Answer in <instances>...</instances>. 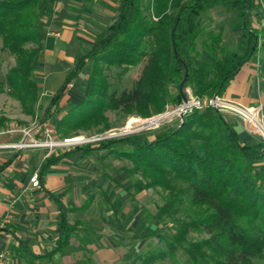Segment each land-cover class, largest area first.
<instances>
[{
    "label": "trees",
    "instance_id": "16d2710c",
    "mask_svg": "<svg viewBox=\"0 0 264 264\" xmlns=\"http://www.w3.org/2000/svg\"><path fill=\"white\" fill-rule=\"evenodd\" d=\"M218 8L237 12L243 30L234 47L225 44L220 28L211 31L199 48L204 15ZM46 12L53 13L49 0H0L2 48L15 58V65L0 79V93L18 100L31 116L40 100L35 68L44 49L41 22ZM255 16L258 26L253 24ZM258 54L264 73L262 0H147L146 5L142 0H117L115 18L76 58L42 122L61 111L69 85L90 60L87 96L56 123L63 136L100 125L109 128V110L149 117L169 104L179 105L186 74L184 91L190 88L199 98L224 96L231 80ZM133 67L137 73L132 88L112 91L106 71L119 68L117 75L123 77ZM10 122L0 116V130ZM237 125L233 114L207 106L154 130L58 150L38 170L40 185L61 159L110 150L133 163L128 172L138 176L133 181L135 193L156 187L166 192L164 203L147 218L170 220L173 233L161 235L165 247L149 250L143 264L176 257L179 251L187 254L190 264H258L264 258V173L254 163L264 159V141L242 142ZM67 211L61 215L55 248L60 253L79 226V221L69 222ZM193 232L206 236L191 240Z\"/></svg>",
    "mask_w": 264,
    "mask_h": 264
},
{
    "label": "rangeland",
    "instance_id": "374dc122",
    "mask_svg": "<svg viewBox=\"0 0 264 264\" xmlns=\"http://www.w3.org/2000/svg\"><path fill=\"white\" fill-rule=\"evenodd\" d=\"M50 2L54 8L59 9L63 6V13L55 18L46 12L41 22L42 32L45 36L51 37L52 33L61 34L60 28L68 27L71 29L69 40L61 48L59 46L51 47L50 50L53 51V54L49 52L48 56L45 54L46 49H44L36 61L35 78L41 84V90L35 116L25 114L18 100L5 92L0 93V116L11 121L6 129L0 130V162L19 150L37 152L42 157H48L58 150L69 148V146L37 147L36 144L50 140L46 133L47 128L53 130L51 138L59 141L65 137L76 135L90 137L105 131H120L132 119L148 118L136 114L127 115L122 110H109L106 113L109 117V128L104 129L100 125L90 130H79L71 135L63 136L56 129V123L72 105L79 103L87 96L93 64V60H90L78 78L72 82L67 98L61 103V111L46 122H42V117L50 105L53 94L59 90L69 70L73 68V62L68 59L72 60L78 55L85 54L95 35L100 30L108 29L109 23L116 16V11L113 8L116 7L117 0H50ZM142 2L144 5L147 4V0H142ZM262 3L264 5V0ZM44 7L45 4L41 3V8L44 9ZM253 24L255 26L260 24L257 16L254 17ZM201 27L202 34L198 40L199 48L202 46V40L211 31L218 32L220 28L224 29L225 44L234 47L237 37L243 30V23L237 12H228L218 8L204 15ZM14 65L15 58L8 50L2 48L0 36L1 80L5 78V74ZM120 70L119 68H112L106 71L111 83V90L118 93L132 88L136 80L137 67L130 68L123 77L117 75ZM189 90L191 89L188 88L187 91ZM173 106V104H169L163 112ZM235 117L239 118L238 116ZM175 120L164 125L172 124ZM132 130L137 133L154 129H148L144 124L134 122ZM84 159L89 160L92 164L88 167V171L87 169L84 170L91 175L90 178L97 181L98 191H96V197L89 213L77 215L81 219L78 237L81 239L83 235L86 243L73 245V253L81 251L78 261L73 264H143L144 255L149 250L165 247L161 235L170 236L173 233V223L170 220L160 223L155 219L147 218L149 214H154L157 207L164 203L166 192L160 187H156L132 194L131 192H135L133 181L138 178L137 175L134 177L129 175L128 170L133 166V163L114 153L99 152ZM72 163L69 166L74 167V171L82 166L81 160L75 159ZM36 171L38 168L33 171L32 175ZM102 177L103 180L100 183ZM99 184L100 186H98ZM105 193L110 197L109 202L103 197ZM110 200L120 204L121 207L118 211H115L116 207L109 211L112 207ZM205 236L193 232L190 234V239L197 240ZM14 260V264H21L17 257ZM257 262L264 264V258L257 260ZM45 264L71 263L68 260H63L55 263L46 262ZM154 264H190V261L185 252L179 251L176 257H167L164 260L156 261ZM202 264L205 263L202 262Z\"/></svg>",
    "mask_w": 264,
    "mask_h": 264
},
{
    "label": "crops",
    "instance_id": "0c3cea01",
    "mask_svg": "<svg viewBox=\"0 0 264 264\" xmlns=\"http://www.w3.org/2000/svg\"><path fill=\"white\" fill-rule=\"evenodd\" d=\"M49 3L52 6L50 0ZM62 7L59 9L53 7V13L50 15L55 18L62 15ZM116 7L113 8L115 11ZM64 20L67 21L65 18ZM59 32L61 34L58 33L60 35L58 38L55 37L57 33H52L51 37L44 35V49L47 56L49 52L53 54L50 49L57 46L61 48L69 40L70 28H60ZM254 57L231 80L224 97L247 106L264 103V73L260 68V55ZM76 58L68 59L73 62V66ZM71 84L63 100L67 98ZM39 85L41 90V84ZM236 120L242 142L252 144L260 138L248 129L243 119L236 118ZM106 151L112 154L110 150H96L90 154L74 153L61 159L48 169L40 187H34L30 177L36 168L38 170L42 168L47 157H42L37 152L19 150L0 162V251L7 252L11 264L15 263V257L21 264H45L63 260L73 264L78 261L81 251L73 253L72 247L78 243H86L83 235L81 239L78 237L79 226L65 252L55 251L62 231L61 215L64 209H68L67 218L70 223H74L81 221L77 215L89 213L98 188L97 181L90 178L91 175L84 170L88 171V167L92 166L89 160L86 161L84 158ZM55 154L48 157L52 158ZM75 159L81 160L82 166L74 171V167H70L69 164H73ZM8 161L10 162L7 163ZM254 165L264 173V159L255 162ZM102 180L103 177L100 183ZM103 197L109 202L110 197L107 193ZM110 203L112 207L109 211L115 207V211H118L121 207L114 200H110Z\"/></svg>",
    "mask_w": 264,
    "mask_h": 264
},
{
    "label": "built area",
    "instance_id": "2783aa9c",
    "mask_svg": "<svg viewBox=\"0 0 264 264\" xmlns=\"http://www.w3.org/2000/svg\"><path fill=\"white\" fill-rule=\"evenodd\" d=\"M60 35L57 33L55 37L58 38ZM190 91V92H189ZM187 91L188 101L180 103L179 105H174L171 108H168L165 112L159 113L157 115L141 119L138 118L130 120L127 125L118 130L105 131L101 134H96L94 136L85 137V136H73L65 137L63 140L55 141L51 138V133L53 130L47 128L46 133L50 140L40 142L36 144L37 147H65L69 148L87 144L95 141H100L110 138H118L124 135L135 133L133 128L134 122H140L144 124L148 129H156L164 125L165 123L172 122L175 119H181L182 115H187L192 112L194 109H202L207 106L217 108L223 112L231 113L239 118L243 119L248 129L258 135L261 140L264 141V103L259 102L256 105L247 106L236 100L226 98L224 96L214 95L213 97L199 98L195 96L191 90ZM134 120V121H133ZM68 149V148H64ZM31 183L34 187L40 186V179L38 171L34 172L31 176ZM0 264H11L9 256L6 251H0Z\"/></svg>",
    "mask_w": 264,
    "mask_h": 264
},
{
    "label": "water",
    "instance_id": "95a60500",
    "mask_svg": "<svg viewBox=\"0 0 264 264\" xmlns=\"http://www.w3.org/2000/svg\"><path fill=\"white\" fill-rule=\"evenodd\" d=\"M186 76H187V74H186ZM186 76H185L184 80L180 83V90H181V93H182L183 101H184V102H187V101H188V93H187V91H184V90H183V84H184V81L186 80ZM184 117H185V116L182 115V116H181V119L183 120Z\"/></svg>",
    "mask_w": 264,
    "mask_h": 264
},
{
    "label": "bare ground",
    "instance_id": "6f19581e",
    "mask_svg": "<svg viewBox=\"0 0 264 264\" xmlns=\"http://www.w3.org/2000/svg\"><path fill=\"white\" fill-rule=\"evenodd\" d=\"M134 121V120H133Z\"/></svg>",
    "mask_w": 264,
    "mask_h": 264
}]
</instances>
